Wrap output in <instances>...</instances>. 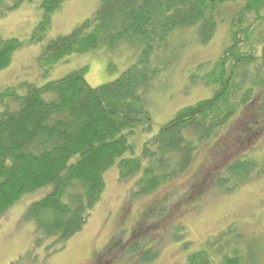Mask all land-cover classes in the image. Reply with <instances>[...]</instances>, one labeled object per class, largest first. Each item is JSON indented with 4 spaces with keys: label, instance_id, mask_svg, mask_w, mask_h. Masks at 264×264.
I'll return each instance as SVG.
<instances>
[{
    "label": "trees",
    "instance_id": "1",
    "mask_svg": "<svg viewBox=\"0 0 264 264\" xmlns=\"http://www.w3.org/2000/svg\"><path fill=\"white\" fill-rule=\"evenodd\" d=\"M20 1L0 0V17ZM66 1L43 0V20L34 42L43 40L49 17ZM224 20L229 42L212 69L199 77L213 87L212 96L180 108L143 141L137 154L136 133L150 132L153 125L146 94L181 49H174L173 40L193 30L205 44ZM262 23L264 0H101L90 19L45 44L40 64L51 68L100 48H127L134 61L117 78L98 86L87 81L86 69H79L42 85L24 83L25 90L0 91V215L24 194L48 190L31 204L27 218L42 238L62 247L83 231L105 191L108 170L116 167L121 181L135 179L132 197L165 191L189 169L207 141L221 135L248 107L257 121H245L235 143L240 145L251 134L264 141V32L256 33ZM20 45L16 38L0 37V72L12 63ZM219 144L210 158L228 148L227 142ZM245 155L227 156L224 165L204 175L201 186H194L199 190L195 194L229 193L264 171ZM167 204L163 201L152 212L161 205L165 210ZM229 243L194 252L185 264H245L249 259L255 264L252 249L245 254L249 259L238 247L231 255H221L220 247ZM141 250L132 247L130 253L139 255ZM151 257L148 252L141 259Z\"/></svg>",
    "mask_w": 264,
    "mask_h": 264
},
{
    "label": "rangeland",
    "instance_id": "2",
    "mask_svg": "<svg viewBox=\"0 0 264 264\" xmlns=\"http://www.w3.org/2000/svg\"><path fill=\"white\" fill-rule=\"evenodd\" d=\"M14 1L8 0L9 3ZM100 1L64 2L49 17L41 42H34L33 36L43 20V0H21L17 7L0 17V37L16 38L21 44L12 63L0 72V91L10 87L25 90L24 83L42 85L79 69H86L87 81L98 86L124 72L134 61L127 48L126 52L100 48L72 55L51 68L44 67L38 60L48 41L71 33L90 19ZM228 28L225 20L217 24L205 44L199 42L193 30L173 40L174 49H181L174 64L157 77L146 94L153 125L150 132L136 133L137 154L143 141L156 134L180 108L212 96L213 87L205 85L199 77L208 73L221 56L229 42ZM256 31L264 32V23ZM255 45L260 50V45ZM257 54L258 50L255 56ZM253 118L257 121L249 107L239 111L221 129V135L207 141L189 169L165 191L132 197L135 179L121 181L116 167L108 170L105 191L83 231L62 247L53 239L42 238L34 222L27 218L31 204L42 199L48 190L24 194L0 215V264H185L190 254L202 249L210 252L227 242L232 243L220 247L221 255H231L232 249L238 247L240 255L249 259L245 254L252 249V261L264 264V171L229 193L207 191L198 197L195 193L199 190H193L194 186L203 184L205 174L224 165L227 156L246 153L245 157L253 158L258 169L264 170V141L251 134L240 145L235 143L245 129L243 125L246 127L245 121ZM217 141H221V145ZM226 142L228 148L224 153L218 150L217 155L210 158L214 147ZM186 193L188 201L184 198ZM168 195L171 196L167 198ZM195 198L197 202H192ZM163 201L168 203L167 208L163 210L162 204L158 211L152 212ZM235 238L239 241L234 242ZM132 247L142 249L139 255L130 253ZM148 252L152 257L142 261V256ZM210 255L215 257L214 253ZM216 259L219 260L213 258ZM250 261L244 263L252 264Z\"/></svg>",
    "mask_w": 264,
    "mask_h": 264
}]
</instances>
